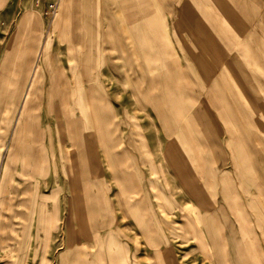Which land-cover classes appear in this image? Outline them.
<instances>
[{
    "label": "rangeland",
    "instance_id": "374dc122",
    "mask_svg": "<svg viewBox=\"0 0 264 264\" xmlns=\"http://www.w3.org/2000/svg\"><path fill=\"white\" fill-rule=\"evenodd\" d=\"M62 68L95 88L66 150ZM0 264H264V0H0Z\"/></svg>",
    "mask_w": 264,
    "mask_h": 264
},
{
    "label": "crops",
    "instance_id": "0c3cea01",
    "mask_svg": "<svg viewBox=\"0 0 264 264\" xmlns=\"http://www.w3.org/2000/svg\"><path fill=\"white\" fill-rule=\"evenodd\" d=\"M149 15V14H148ZM126 25H131L135 23V20L138 21L139 19H135L133 15L126 14ZM234 17V15H233ZM235 18V17H234ZM145 19V17H144ZM147 26L146 28L150 29V32H154V30H157V25L152 20V16H147ZM155 21V19H154ZM145 28V29H146ZM238 36V35H237ZM204 51L208 49H212V45L210 47L205 48L204 46L201 47ZM215 50V49H214ZM211 51V52H214ZM216 54V52H215ZM69 69L62 68L59 70H54L53 73H51V80H50V88L48 89V102L47 106L43 112L42 115H39V121L44 116L45 119L48 121L49 118H55V128L57 129V133L59 134V141L58 143L64 148V150L68 148H76V144L74 142V135L76 134V130H78V122L76 118H74L75 108L72 106L81 103L82 106V113L85 116V119L87 121V128L89 127V121L92 116L93 111V103H92V92L95 89L91 85V76L89 74H86L82 76L81 78L78 77L79 80V88H76L72 81H74V76L69 73ZM154 81V80H153ZM71 83V85H70ZM167 89L169 90V87L167 86ZM56 95V96H55ZM46 98H44L43 102ZM44 104V103H43ZM42 103L40 106L43 105ZM183 109H176V119L175 123L177 124V127L184 128V132H186V127L182 126L180 122L177 120V118L182 116ZM162 116V114H160ZM165 127L167 128L168 134L174 133L173 129L169 127V123H167ZM42 126H39V128H30L29 129V139H27L26 142V149L24 153V159H23V167L26 169V172L24 175L34 176L38 177L40 172L47 171L46 165L49 163L48 161V153L45 152L44 149V142L46 137L48 139L51 138L49 135V131L51 127L49 125H46L43 129L45 133L41 130ZM79 131L82 134V125L79 126ZM84 134V133H83ZM176 134V133H174ZM112 134L108 137V143L110 142ZM28 144V145H27ZM51 153V152H50ZM53 157V153H51V158ZM50 160V158H49ZM124 174L121 175L120 179H124ZM128 179H131L130 177H126ZM133 184V182H131ZM136 186L132 185V189H135ZM135 195L140 194V190L134 191ZM98 231V229H96ZM95 231V232H97Z\"/></svg>",
    "mask_w": 264,
    "mask_h": 264
},
{
    "label": "bare ground",
    "instance_id": "6f19581e",
    "mask_svg": "<svg viewBox=\"0 0 264 264\" xmlns=\"http://www.w3.org/2000/svg\"><path fill=\"white\" fill-rule=\"evenodd\" d=\"M39 53V52H38ZM38 56V55H37ZM36 63H37V61H36ZM35 65V64H34ZM34 67V66H33ZM38 67V66H37ZM40 68V67H39ZM39 68H37V69H39ZM34 70V69H33ZM32 73V72H31ZM35 75V74H34ZM33 75V76H34ZM37 75H38V72H37ZM34 79V78H33ZM33 86H35V84L33 85ZM37 93V91H36V89L34 88L33 89V91H32V94H31V96H30V98H29V101H28V103H27V107H28V109L27 110H29L30 111V109L32 108V106H33V103H34V100L32 99V96H34L35 94ZM56 96V95H55ZM26 110V112H28Z\"/></svg>",
    "mask_w": 264,
    "mask_h": 264
}]
</instances>
